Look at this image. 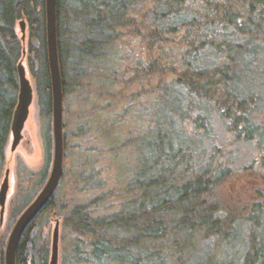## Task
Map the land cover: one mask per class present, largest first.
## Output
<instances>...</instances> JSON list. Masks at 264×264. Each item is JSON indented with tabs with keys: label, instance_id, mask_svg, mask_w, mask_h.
Wrapping results in <instances>:
<instances>
[{
	"label": "trees",
	"instance_id": "trees-1",
	"mask_svg": "<svg viewBox=\"0 0 264 264\" xmlns=\"http://www.w3.org/2000/svg\"><path fill=\"white\" fill-rule=\"evenodd\" d=\"M22 18L28 28L27 68L45 121L46 163L38 173L29 172L20 187L12 226L45 183L52 156L45 0H0V176L17 102L16 67L24 47L16 23ZM56 30L63 132L65 96L85 88V81L91 80L96 96L106 105L125 98L126 90L136 84L141 86L139 95L128 91L132 95L126 107L125 101L123 106L118 101L117 120L140 118L142 106L136 96L152 95L157 118L147 106L142 143L152 145L153 159L135 170L126 194L102 191L98 185L88 201L65 206L55 196L58 184L23 230L15 264H48L50 245L43 226L54 215H63L62 238L68 240L61 264H213L222 249L237 250L233 224L237 213L249 205L236 202L226 208L220 175L196 166L193 148L186 154L183 147L173 149L172 108L178 120L191 117V111L202 105L223 109L228 133L239 136L233 131L235 122L250 119L247 109L252 100L247 78L251 69L246 62L245 68L239 63L246 53L257 57L252 50L264 46V0H56ZM138 45L140 55L134 50ZM122 54L127 62L118 65ZM106 95L113 100L105 101ZM102 110L96 107L95 116ZM141 129L135 127L137 132ZM250 206L247 218L255 219L257 208ZM263 231L258 229L259 234ZM250 236L253 250H245L241 264H264V240L261 235ZM0 246L4 264V241Z\"/></svg>",
	"mask_w": 264,
	"mask_h": 264
},
{
	"label": "rangeland",
	"instance_id": "rangeland-1",
	"mask_svg": "<svg viewBox=\"0 0 264 264\" xmlns=\"http://www.w3.org/2000/svg\"><path fill=\"white\" fill-rule=\"evenodd\" d=\"M19 20L16 23V34L21 39L25 50L28 33L27 22L24 20V32L22 33ZM22 35H24L23 38ZM122 49L124 53L123 44ZM138 49H140V45L134 49L137 54L139 53ZM252 52L257 53V57L254 56V58L251 52L248 55L246 53L243 55L245 56L243 63L240 62L239 66L245 68L243 64L246 62L245 64L251 69L247 78L250 82L249 91L251 93L249 95L252 100L247 109V115L252 121L262 123L264 121V46L260 47V51L252 50ZM122 56L124 58L118 62V65H124L127 62L125 55L122 54ZM21 59L34 88L33 78L27 68L26 53L22 54ZM132 59H134V55L130 61ZM113 64L115 65V63ZM122 68L120 66V69ZM239 71L240 69H238ZM245 77L243 76L240 81L245 80ZM84 84L85 88L67 93L64 99V161L62 177L55 196L65 206L88 201L99 190V188H95L98 185L101 186L102 191L109 190L113 194L119 191L120 194H126L127 181L132 178L135 170L143 161L152 162L153 159V152L150 151L152 145L146 147L142 143V134L147 121L145 116L148 115L147 106H150L153 112L155 111V120L157 118L155 108L151 107L152 95L148 93L145 98L136 96V101L142 106L138 111L140 118L134 116L132 119L117 120L119 102L123 106L125 101L126 107V102L132 95L127 92L132 91L133 96L139 95L141 86L135 84L126 90L125 98L116 101L110 95H106L103 97L105 101L113 100L112 105H106L104 102L101 104L102 101L98 99L99 96H96L91 80L85 81ZM96 107L103 109L97 117L94 114ZM221 110L223 109H218L215 106L202 105L199 109L196 108L191 111V117L178 120L177 110L172 108L176 117H172L175 119L171 132L172 147L176 151L180 147L185 148V154L188 150H192L190 148H193L197 152V155L193 157L195 165L200 169L209 168L211 171L217 172L216 175H220L218 184L226 208L228 205L234 206V203H243L244 201L249 206L253 203L254 207L257 208V210L255 209V219L247 218L252 206H248V209L237 213L233 231L236 236V245L239 248L234 250L237 247L232 246L231 251H223L222 249L216 257L214 256L215 259L212 262L213 264H241L245 250L248 247L247 252L250 247L252 249L250 234L255 237L261 235L264 240V231L261 234L258 233V229L264 230V186L261 183L263 178L260 174L246 171L253 157H255L256 145H264V132L259 134L256 131V139L250 137L251 134L243 137L231 136L228 133L226 122L228 118L221 114ZM120 111L123 112V107L120 108ZM199 111L201 113L198 115ZM108 113L109 115L106 116ZM44 127L45 121L40 113L34 88V96L24 123L22 138L12 150L10 133L5 148V162L0 176L1 184L5 171L8 169L9 188L5 201V211L0 223V242L4 241V244H6L12 228L13 213L18 207L20 187L26 184L29 172L38 173L45 166ZM135 127L142 129L137 132ZM255 141L258 143L255 144ZM51 159L52 156L47 163V176L51 167ZM252 181H255L253 183L260 187L258 192H252L250 186ZM62 217L54 215L47 218L43 226V233L47 235L50 245L52 226L54 227L56 219L59 221L58 264L62 262L63 244L68 241L67 238H62ZM4 249L5 246H3Z\"/></svg>",
	"mask_w": 264,
	"mask_h": 264
},
{
	"label": "water",
	"instance_id": "water-1",
	"mask_svg": "<svg viewBox=\"0 0 264 264\" xmlns=\"http://www.w3.org/2000/svg\"><path fill=\"white\" fill-rule=\"evenodd\" d=\"M46 8V40L49 70L51 78V126H52V159L48 177L26 208L15 220L6 240L4 249V264H15V253L18 240L29 222L42 209L53 195L62 175L64 142H63V90L60 65L57 52L56 30V0H45ZM19 26L24 32V19L19 20ZM24 35H22L23 38ZM25 50H22L24 55ZM18 94L13 110L10 132L11 149L13 150L22 138L24 123L28 117L29 107L33 100L34 88L27 76L22 59L17 64ZM9 188L8 170L0 184V223L5 211V201ZM59 221L55 220L51 236L50 257L48 264H58Z\"/></svg>",
	"mask_w": 264,
	"mask_h": 264
},
{
	"label": "flooded vegetation",
	"instance_id": "flooded-vegetation-1",
	"mask_svg": "<svg viewBox=\"0 0 264 264\" xmlns=\"http://www.w3.org/2000/svg\"><path fill=\"white\" fill-rule=\"evenodd\" d=\"M236 128L233 130L235 132L239 133V136H249L248 134H251L250 137L256 139V131H258L259 134L264 132V121L262 123H256L255 121H252L251 119H245V120H237L236 122ZM244 124H246L248 127H244ZM258 141H255V144H257ZM256 153L255 157H253L251 164L247 167L246 171L253 173V174H260L263 178L262 186H264V145L263 144H257L256 145ZM255 181L250 182L251 189L253 191H258L260 187H257Z\"/></svg>",
	"mask_w": 264,
	"mask_h": 264
},
{
	"label": "bare ground",
	"instance_id": "bare-ground-1",
	"mask_svg": "<svg viewBox=\"0 0 264 264\" xmlns=\"http://www.w3.org/2000/svg\"><path fill=\"white\" fill-rule=\"evenodd\" d=\"M193 161V160H192ZM197 164V163H196ZM202 164V163H201ZM8 170V169H7ZM172 193V192H171ZM28 205V204H27ZM52 228H53V226H52ZM264 247V246H263Z\"/></svg>",
	"mask_w": 264,
	"mask_h": 264
}]
</instances>
